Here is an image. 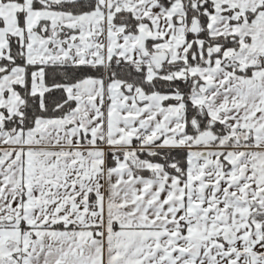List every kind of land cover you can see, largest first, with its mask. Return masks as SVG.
I'll use <instances>...</instances> for the list:
<instances>
[{
	"label": "snow or ice",
	"instance_id": "1",
	"mask_svg": "<svg viewBox=\"0 0 264 264\" xmlns=\"http://www.w3.org/2000/svg\"><path fill=\"white\" fill-rule=\"evenodd\" d=\"M0 264H264V0H0Z\"/></svg>",
	"mask_w": 264,
	"mask_h": 264
}]
</instances>
